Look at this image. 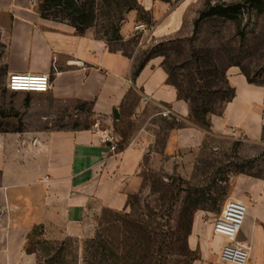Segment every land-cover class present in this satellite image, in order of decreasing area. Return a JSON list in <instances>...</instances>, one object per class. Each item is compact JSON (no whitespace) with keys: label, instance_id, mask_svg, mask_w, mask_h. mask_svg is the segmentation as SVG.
Wrapping results in <instances>:
<instances>
[{"label":"rangeland","instance_id":"rangeland-1","mask_svg":"<svg viewBox=\"0 0 264 264\" xmlns=\"http://www.w3.org/2000/svg\"><path fill=\"white\" fill-rule=\"evenodd\" d=\"M223 1L249 8L236 20L214 16L196 25L207 4ZM254 1L153 0L148 10L140 0H95V26L87 32L111 48L136 50V66L146 56H160L181 99L200 108L191 113L197 140L186 151L167 155L166 133L177 121L155 117L158 136L139 172L140 184L120 209L98 203L76 233L44 224L13 230L0 197V264H225L220 257L225 239L214 233V220L227 200L244 196L240 176H264V127L257 138H248L214 120L233 94L231 77L264 89V12L250 6ZM34 2L39 11L40 0ZM133 13V36L123 41L121 28ZM112 24L121 39L103 35ZM10 73L7 41L0 35V132L91 127L87 103L79 106L85 113L75 116L47 105L49 97L40 101L38 94L10 91ZM203 107L213 112L205 114ZM60 110L65 117L53 120L51 114ZM250 227L246 217L237 239H247ZM254 253L251 264H264V248L263 261Z\"/></svg>","mask_w":264,"mask_h":264},{"label":"crops","instance_id":"crops-1","mask_svg":"<svg viewBox=\"0 0 264 264\" xmlns=\"http://www.w3.org/2000/svg\"><path fill=\"white\" fill-rule=\"evenodd\" d=\"M140 2L148 10L154 7L153 0ZM133 19L134 13L121 28L123 41L133 36ZM0 35L7 41L11 72L51 75L47 105L81 116L85 112L79 106L87 103L93 120L85 128L0 132V197L5 200L3 217L13 230L44 224L76 233L98 203L122 208L127 193L140 184L139 172L156 142L153 120L165 111L177 121L167 130L165 153L173 156L196 142L199 130L190 105L169 83L160 56L151 57L134 75L136 50L111 48L92 33L81 35L69 23L44 18L33 0H0ZM230 83L235 96L214 120L257 138L264 127V89L241 77H231ZM64 117L62 110L51 114L53 120ZM102 122L121 138L120 151L109 152L99 142L94 126ZM238 183L246 191L241 200L251 225L248 238L239 240L252 244L251 252L255 249L261 262L264 177L242 175Z\"/></svg>","mask_w":264,"mask_h":264},{"label":"built area","instance_id":"built-area-1","mask_svg":"<svg viewBox=\"0 0 264 264\" xmlns=\"http://www.w3.org/2000/svg\"><path fill=\"white\" fill-rule=\"evenodd\" d=\"M35 1V0H33ZM143 24H137V30L143 29ZM53 80L47 73L11 72L7 81L10 91L28 92L33 96L39 94V100H48L45 94L50 93ZM44 94V98H42ZM165 115L169 111L164 112ZM100 132L99 142L105 145L109 152L120 150V139L113 128H101L98 123L94 126ZM248 213L247 204L240 199L231 198L226 201L222 212L213 223L214 233L225 239L221 249V260L225 264H251V245L237 239V234Z\"/></svg>","mask_w":264,"mask_h":264},{"label":"trees","instance_id":"trees-1","mask_svg":"<svg viewBox=\"0 0 264 264\" xmlns=\"http://www.w3.org/2000/svg\"><path fill=\"white\" fill-rule=\"evenodd\" d=\"M247 5L242 2H220V3H209L200 12V16L196 21V25L202 19L208 17H224L231 20H236L237 17L244 13ZM256 8L259 12H264V0H256L250 5ZM39 13L44 18H50L61 22L69 23L74 26L77 32L81 35L87 33V31L95 26V0H40ZM106 29L103 35L107 37L109 41L121 39L119 35V27ZM99 38V36H96ZM103 38V37H100ZM152 57L146 56L144 59L139 61L137 64L134 75H137L144 66L145 62ZM164 66V64H163ZM166 69V68H165ZM177 88V87H176ZM178 93L179 89L177 88ZM180 96V95H179ZM235 96V88L233 87V94L224 103L229 102ZM191 113L199 112L200 108L197 106L192 107ZM203 113L213 112L207 107L202 108ZM259 177V176H256ZM264 177V176H262Z\"/></svg>","mask_w":264,"mask_h":264},{"label":"bare ground","instance_id":"bare-ground-1","mask_svg":"<svg viewBox=\"0 0 264 264\" xmlns=\"http://www.w3.org/2000/svg\"><path fill=\"white\" fill-rule=\"evenodd\" d=\"M251 247V246H250Z\"/></svg>","mask_w":264,"mask_h":264}]
</instances>
